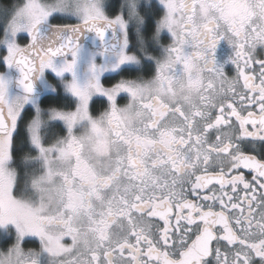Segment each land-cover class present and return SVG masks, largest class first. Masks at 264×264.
I'll return each mask as SVG.
<instances>
[{"label":"snow or ice","instance_id":"snow-or-ice-1","mask_svg":"<svg viewBox=\"0 0 264 264\" xmlns=\"http://www.w3.org/2000/svg\"><path fill=\"white\" fill-rule=\"evenodd\" d=\"M159 2L165 11L151 35L140 30L135 0L111 14L105 0L0 6V235L15 233L0 264H264V0H244L235 16L227 0ZM56 14L77 22H54ZM162 31L161 60L149 53ZM221 41L232 49L223 62ZM141 58L155 61L154 79L105 86V73L120 76ZM61 88L75 106L48 116L68 135L46 145L39 97ZM121 93L138 105L136 119L118 107ZM94 96L109 104L99 121L89 115ZM85 120L104 156L113 143L125 146L114 167L89 168L72 136ZM29 144L37 155L26 163L43 168L28 186L35 199L17 196L13 167ZM66 156L74 166L57 170L55 158ZM223 157L233 163L216 162ZM26 237L39 248L25 250Z\"/></svg>","mask_w":264,"mask_h":264},{"label":"flooded vegetation","instance_id":"flooded-vegetation-1","mask_svg":"<svg viewBox=\"0 0 264 264\" xmlns=\"http://www.w3.org/2000/svg\"><path fill=\"white\" fill-rule=\"evenodd\" d=\"M229 3H233L237 5V7H235L230 13L227 11L226 12L228 15L235 16L239 14L240 9L243 6L244 0H227V4ZM144 8L147 11V17L144 19L146 34L151 35V33L156 28L158 19L162 17V15L164 14L165 9L163 5L159 2V0H149L146 4H144ZM160 35H161V40L159 41L158 44L154 45L152 49H150L151 52L149 54L156 57L157 59L162 60L163 59V46L169 42L168 40L169 37L167 33L163 31L161 32ZM231 52H232V49L227 44L226 41H221L218 44L216 54H217V58L219 61L221 62L225 61L226 58L231 54ZM224 67H225V71L228 73L229 76L231 77L236 76L237 69L235 68V66H233L231 63H226ZM134 69H138L141 75L139 74L137 76H133L132 78H130L131 80L141 79L144 81H150L154 79L156 75V71H157L155 61H151L148 64H145L144 59L140 60V67L135 66V67H132L131 70H134ZM48 75H50L52 78H55L54 74L48 73ZM113 76H115L114 73H105V76L102 78V81L105 84V86H110L112 83L120 79V77L115 78ZM106 81H108V83H105ZM54 94H58V93H54ZM42 97H39L41 98L40 101L43 100ZM71 98L74 100L73 97ZM94 99H99L101 102H103L104 106L102 107V109L95 110L91 106ZM92 102L89 106V115L93 120L99 121L100 118L103 116V114L109 110L108 101L103 97L94 96L92 98ZM117 105L118 107L122 109H127L129 116L132 117L133 119L137 118L136 113L139 111L138 105L135 102H133L131 97L127 96L126 93L120 94V96L117 99ZM74 106H75V102H74L73 107ZM59 125L62 126L61 124ZM101 127H103L106 133L110 130L111 125H109L106 118L103 120ZM64 130L66 131L65 134L57 138L58 140L68 135V130L66 129ZM72 136L79 138L84 142L85 158L88 161L89 168L92 170H100V169L107 170L111 167H114L115 161L117 159V154H123L126 151L124 145L120 143H113L110 148L111 159H109L107 156H104L103 150L101 148H98L96 144L95 138L92 135L91 124L87 120L77 122L74 125L73 130H72ZM109 139H113V138L109 137ZM216 162L222 163L225 166L231 165L233 163L231 157H223L222 159H217ZM73 166H74V161L71 157L66 156L62 158L61 157L55 158L54 167L57 170L69 171ZM24 173L28 175L27 171H25V172H20L19 175L17 174L16 176V189H17L16 194L17 196L24 194L26 198L28 199H35L36 198L35 194L28 187L30 185L31 176L29 178H23L24 180L22 181L21 177L25 176ZM245 175L248 176L249 179L251 178L247 170H245ZM45 195L48 197V202L45 206V211H51L55 209L56 207L55 199L48 192H46ZM239 195L242 196L243 192H240ZM14 239H15L14 232L11 235L6 236V237L0 235V251L7 249V247H10L11 244L14 242ZM23 247L25 248V250L30 249V248L38 249L39 241L35 237H26Z\"/></svg>","mask_w":264,"mask_h":264},{"label":"trees","instance_id":"trees-1","mask_svg":"<svg viewBox=\"0 0 264 264\" xmlns=\"http://www.w3.org/2000/svg\"><path fill=\"white\" fill-rule=\"evenodd\" d=\"M13 2H14V0H0V6H4V5H7L9 3H13ZM108 4H109L108 11L110 13H114V12H116V11L119 10V8L121 7V4L122 3H121L120 0H110ZM142 14H143V20H144L147 17V11L146 10L142 11ZM54 22H57V23H72L66 17H64L62 15H58V14H56V17H55ZM2 27L3 26L0 25V31L3 30ZM143 31L146 34L145 21H143ZM20 42L21 43L24 42V35H21ZM139 74L141 75L140 71L138 69H134V70H126L124 72H121L120 73V76L121 77H124V78H127V79H130L133 76H137ZM144 74H145V72H144ZM105 83H108V81H106ZM41 105L44 108L58 107V108L69 109V108H73L74 100L70 96L59 92L58 94H47V95H45L43 97V100L41 101ZM91 106L95 110H97V109H102V107L104 106V104L99 99H94L93 102H92V104H91ZM49 128H50L49 131L52 132V136H50L47 139V143H52V141H54V139L59 138L60 136H63L65 134V132H66L64 130V128H62V126H60L59 124L52 125ZM26 156L27 157H34L35 156L34 150L31 151L30 144H29V147L28 148H24L19 153V155L17 157H15V164H16V166H19V165L22 166V163L23 162H21V161H22V159L24 160V158ZM31 166L33 167V163L31 164ZM26 167L27 166L24 165V170L27 171V173H28V170H26ZM29 177L30 176L28 174V175L22 176L21 178H22V181H23L24 180L23 178H29Z\"/></svg>","mask_w":264,"mask_h":264},{"label":"rangeland","instance_id":"rangeland-1","mask_svg":"<svg viewBox=\"0 0 264 264\" xmlns=\"http://www.w3.org/2000/svg\"><path fill=\"white\" fill-rule=\"evenodd\" d=\"M109 1L110 0H105V3H109ZM121 1V3H124L125 2V0H120ZM149 0H135V5L137 6V8H138V11H139V14H140V16H141V20H140V30H142L143 31V14H142V11H144L145 10V8H144V4H146L147 2H148ZM129 2H131V0H129ZM120 9V8H119ZM110 13V12H109ZM111 14V13H110ZM58 15H60V14H58ZM63 16V15H62ZM64 17H66L69 21H71L72 23H76L77 21H76V19H75V17H72V16H64ZM3 28V27H2ZM21 35H23V34H21ZM136 35H137V26L134 24L133 26H132V31H131V35H130V38L131 39H135V37H136ZM3 54V49H0V55H2ZM141 59H143V58H141ZM133 67H135V66H133ZM0 70H6L3 66H0ZM113 77H115V78H124V77H121V76H116V74H115V76H113ZM124 79H126V78H124ZM47 93L46 94H54V93H52L51 91H46ZM59 92H61V93H63V94H66V95H68V96H70L68 93H66V92H64L63 91V89L61 88L60 89V91ZM41 99V98H40ZM75 102V101H74ZM41 109H42V111H41V117H42V119L45 121V123H44V125H43V127H42V129H41V135H42V137H43V140H44V143L46 144V145H52V144H55L57 141H58V139L56 138V139H54V141H52V143H47V139L50 137V136H52V132L51 131H49V127H51L52 125H55V124H61L62 125V127L64 128V129H66L67 130V128H66V125L64 124V122L63 121H60V120H51V119H49V116H48V109H50V108H44L42 105H41ZM67 110V109H66ZM31 146V145H30ZM37 155V153L35 152V156ZM34 156V157H35ZM27 157V156H26ZM25 157V158H26ZM24 158V160L22 159V161L21 162H23L22 163V166L21 165H19V166H16V164L14 163L13 164V167L16 169V173L19 175V173L20 172H25V170H24V165L25 166H27L26 167V170H28V174H29V176H31V178H30V183H31V181L34 179V178H36V177H39L41 174H42V172H43V168H42V164H41V162L40 161H37V160H35V159H32L30 162H27L26 163V159ZM33 163V167L31 166V164ZM57 163V162H56ZM24 164V165H23ZM35 169V170H34ZM24 175H26V173H24Z\"/></svg>","mask_w":264,"mask_h":264},{"label":"clouds","instance_id":"clouds-1","mask_svg":"<svg viewBox=\"0 0 264 264\" xmlns=\"http://www.w3.org/2000/svg\"><path fill=\"white\" fill-rule=\"evenodd\" d=\"M235 7H237V5L229 3L226 5V11L230 13Z\"/></svg>","mask_w":264,"mask_h":264},{"label":"water","instance_id":"water-1","mask_svg":"<svg viewBox=\"0 0 264 264\" xmlns=\"http://www.w3.org/2000/svg\"><path fill=\"white\" fill-rule=\"evenodd\" d=\"M39 91H40V85L38 84V85H37V92H39ZM43 94H44V93H43ZM43 94H42V95H43ZM42 95H41V96H42Z\"/></svg>","mask_w":264,"mask_h":264}]
</instances>
